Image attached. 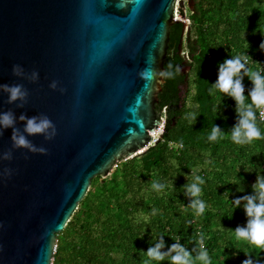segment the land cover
<instances>
[{"label":"water","instance_id":"water-1","mask_svg":"<svg viewBox=\"0 0 264 264\" xmlns=\"http://www.w3.org/2000/svg\"><path fill=\"white\" fill-rule=\"evenodd\" d=\"M178 2L0 0V84L29 93L9 103L0 92V112H13L21 133L22 114L46 115L56 127L52 139L28 136L44 154L14 148L13 128L0 132V155L12 153L0 159V264H53L93 180L153 145L166 123L157 104L171 29L184 21Z\"/></svg>","mask_w":264,"mask_h":264},{"label":"trees","instance_id":"trees-1","mask_svg":"<svg viewBox=\"0 0 264 264\" xmlns=\"http://www.w3.org/2000/svg\"><path fill=\"white\" fill-rule=\"evenodd\" d=\"M189 18L190 25L180 21L171 29L165 67L172 64L180 71L166 77L159 95L157 111L166 119L164 133L144 153L121 161L103 182L101 176L93 180L92 189L58 236L53 264H144L143 251L160 235L164 252L178 239L189 249L198 250L202 243L211 264H242L249 255L264 264V251L235 239L232 229L246 224L247 217L243 206L234 211L231 201L252 194L257 174L264 172V139L235 144L230 138L237 120L235 100L228 96L222 100V93L208 91L217 79L218 65L230 55L248 52L249 68L264 67L259 47L264 41V0H196ZM243 81L247 95L252 82ZM193 111L197 119L189 122L185 115ZM215 124L223 135L213 142L208 135ZM259 126L264 130L261 120ZM207 158L211 159L208 168L194 174ZM237 174L239 185L231 183ZM195 175L205 180L201 198L207 207L202 215L187 207L191 198L184 185ZM153 181L168 187L158 193ZM153 264L169 261L166 257Z\"/></svg>","mask_w":264,"mask_h":264},{"label":"clouds","instance_id":"clouds-1","mask_svg":"<svg viewBox=\"0 0 264 264\" xmlns=\"http://www.w3.org/2000/svg\"><path fill=\"white\" fill-rule=\"evenodd\" d=\"M259 47L264 50V41L260 43ZM248 56H250L248 52L246 55H230V57L221 62L218 65L217 79L208 89L211 95L222 93V100L224 96L231 97L235 100L237 120L231 128L230 138L238 145H247L251 144L256 139H264V130L259 126L260 119L264 118V67L257 70L249 68ZM12 71L16 76L23 74L21 65L18 64L13 65ZM179 71L180 69L178 67L174 68L172 64H169L167 69L162 70V75L173 78ZM148 74V72L142 73V75ZM245 75L252 82V87L248 90L247 95H245V89L242 83ZM38 76V71H33L31 74L33 80L38 79ZM56 86V81H53L50 85L52 88H56ZM0 92L7 93L9 103H14L18 100L26 101L29 95L28 90L23 84H0ZM220 105L221 104L214 106L217 115L220 110ZM258 112L259 117L257 115ZM185 118L188 119L189 122H192L197 119V114L194 111L188 112ZM20 119L26 121L23 133L15 128L16 117L13 112H0V132H2L3 129L11 127L13 128L12 141L14 148H27L31 152L46 153V148H37L32 145L28 136L45 134L47 139H52L56 135V127L53 121L46 115L40 117H27L22 114ZM222 135V129L215 124L211 129V133L208 135V140L213 142L217 141ZM11 158V151H6L0 155V159L2 160H9ZM4 174L11 175V169L4 170ZM237 181H239V183H237ZM231 183L239 185L241 183V177L237 174V177ZM204 184V178L200 175H195L190 183L188 182L184 185L185 194L191 198V202L187 207H190L196 215H202L207 207L206 202L201 198L203 191L202 185ZM167 187L168 186L164 183L157 181L152 182V188L158 193L163 192ZM252 189V194H245L231 200L234 205V211L242 205L247 217L246 224L238 225L235 229H232V232L235 239L245 240L249 245H254L256 248L264 251V172L257 174V180L252 185ZM156 211V209H153L152 214L155 215ZM148 219V216H144L145 221ZM0 227H2V225H0ZM153 239L155 243L146 251H143L147 256L144 264L164 261L166 257L168 258L169 264H197V262H199V264H211L209 253L202 243L198 250L193 248L189 249L177 239L174 240L175 243L169 247L168 251L164 252L161 251L165 246L163 235L153 237ZM202 240L203 237L201 236V241ZM193 252L196 254L193 255ZM242 264H258V262L249 255L248 258L242 261Z\"/></svg>","mask_w":264,"mask_h":264},{"label":"rangeland","instance_id":"rangeland-1","mask_svg":"<svg viewBox=\"0 0 264 264\" xmlns=\"http://www.w3.org/2000/svg\"><path fill=\"white\" fill-rule=\"evenodd\" d=\"M196 5V0H179V2H178V6H177V8H178V15H177V17H178V19H182V20H184V21H186V23L188 24V25H190V23H191V20H190V15H191V13H192V10L194 9V6ZM183 6H185V8H184V13L182 14L181 13V9H182V7ZM255 49H258V47H255ZM184 54H185V52H184ZM261 54L262 55H264V51L263 50H261ZM189 70H191V68L190 67H186L185 68V71H188V72H190ZM252 70H254V69H252ZM244 78V81L243 82H247L248 81V77L246 76V77H243ZM191 79H193V77H191ZM187 86L185 85V86H183L182 87V94L183 95H185L186 94V92H187ZM204 155H207L208 156V152H205V154ZM211 162V159L210 158H207V160H206V163L204 164V165H201L200 166V168L198 169L199 171H197L196 173H194V174H198V173H201V172H203V171H205L207 168H208V164ZM119 163H121V162H119ZM119 163H118V165H119ZM117 165V166H118ZM116 166V167H117ZM116 167L114 168V170L116 169ZM114 170H112V172H111V174L113 173V171ZM110 174V175H111ZM109 175V176H110ZM104 179L105 178H100V182H103L104 181ZM92 189V185H91V188H90V190Z\"/></svg>","mask_w":264,"mask_h":264},{"label":"built area","instance_id":"built-area-1","mask_svg":"<svg viewBox=\"0 0 264 264\" xmlns=\"http://www.w3.org/2000/svg\"><path fill=\"white\" fill-rule=\"evenodd\" d=\"M177 14H178V12H177ZM261 66H264V64H261ZM258 116H259V112H258ZM260 120L262 122H264V118H261ZM164 130H165V126L163 125V126H161L160 130L154 134V139L152 142L153 145L156 144L160 140L162 134L164 133ZM172 146H174V144H172Z\"/></svg>","mask_w":264,"mask_h":264}]
</instances>
